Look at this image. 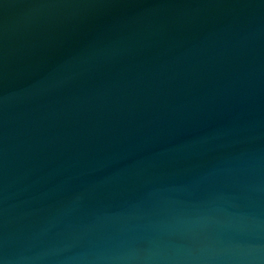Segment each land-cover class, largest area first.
Masks as SVG:
<instances>
[{
	"label": "water",
	"instance_id": "obj_1",
	"mask_svg": "<svg viewBox=\"0 0 264 264\" xmlns=\"http://www.w3.org/2000/svg\"><path fill=\"white\" fill-rule=\"evenodd\" d=\"M0 264H264V0H0Z\"/></svg>",
	"mask_w": 264,
	"mask_h": 264
}]
</instances>
